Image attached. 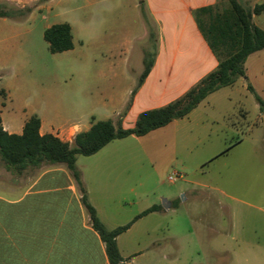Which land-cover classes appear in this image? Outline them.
Masks as SVG:
<instances>
[{"label":"rangeland","instance_id":"rangeland-1","mask_svg":"<svg viewBox=\"0 0 264 264\" xmlns=\"http://www.w3.org/2000/svg\"><path fill=\"white\" fill-rule=\"evenodd\" d=\"M60 2L0 3L26 11L20 20L32 26L29 34H22L15 67L0 73V104L7 98L2 94L6 88L13 93L17 111L42 117L58 114L65 120L94 111L98 118H106L101 108L109 81L108 73L94 62L97 42L82 46L76 32L74 51L53 54L44 39L47 26L89 17V11L76 12L82 3L59 6ZM241 2L250 8L264 3ZM226 5L221 0L220 7ZM253 21L264 29V13ZM138 64L134 56L135 70ZM246 67V79L215 93L194 116L143 138L117 141L107 155L78 157V166L91 173L90 162L99 159L98 179L117 183L109 198L93 195L109 207L112 226L129 224L152 206H162L163 200L175 205L165 212L162 223L146 218L136 231L122 236L124 264H233L238 258L264 255V112L248 89L252 86L264 100V50L251 55ZM8 112L11 108L3 113L6 124ZM189 134L197 139L187 145ZM175 174L179 178L172 183L169 178ZM0 178V195L11 196L14 179L1 160ZM90 182L97 191L98 184ZM151 240H159L157 247L150 246Z\"/></svg>","mask_w":264,"mask_h":264},{"label":"crops","instance_id":"crops-1","mask_svg":"<svg viewBox=\"0 0 264 264\" xmlns=\"http://www.w3.org/2000/svg\"><path fill=\"white\" fill-rule=\"evenodd\" d=\"M16 1L0 0V3L13 4ZM65 2L82 3L76 12L89 11L88 18L82 20L78 16L66 23L71 26L74 37L75 48L72 51L76 49V32L82 46L98 44V58L94 62L102 73H108L109 89L104 99L106 103L101 108L108 116L101 119L91 111L65 120L58 114L42 117L28 110L17 111L13 108L12 91L3 88L7 98L0 104V117L9 134L21 135L33 115H38L41 120V135L51 134L70 144L78 134L91 129L93 119L115 122L120 119L124 129H131L143 112L162 108L180 99L219 66L218 59L200 31L196 12L220 6L221 0H61L59 6ZM31 28L30 23L20 19L0 18V73L15 67L14 56L21 52L22 34H29ZM134 56L136 64L139 63L137 70L132 66ZM146 61L153 62L152 70L133 95ZM246 71L248 74L247 67ZM204 102L184 119L194 116ZM7 108H11V112L6 115V124L3 113ZM186 136L187 145L196 142V137L190 138L193 134ZM117 141L88 158L107 155L109 151L106 150ZM78 163L79 158L77 168L82 175L88 200L97 210L100 220L110 230L119 227L109 224L112 218L109 207L99 204L93 197L95 193L104 198L114 194L115 179H98L99 159L90 162L94 169L92 173L90 169H81ZM2 164L11 173L14 186L11 196L0 195V264H110L106 246L91 224L81 200L82 193L66 165L43 164L18 173L9 171ZM23 179L28 180L24 182ZM90 179L98 184L97 191L90 184ZM18 181L23 183L20 187L17 186ZM200 186L207 189L206 184ZM173 205L171 203L169 210L175 208ZM166 211L162 207L137 220L126 233L136 231L138 224L146 218H151L157 225L162 223ZM126 233L118 238L124 262L121 238ZM158 242L151 240L150 246L157 247ZM254 246L262 249L258 244ZM261 254L246 256L242 261L238 258L236 263L264 264V255Z\"/></svg>","mask_w":264,"mask_h":264},{"label":"trees","instance_id":"trees-1","mask_svg":"<svg viewBox=\"0 0 264 264\" xmlns=\"http://www.w3.org/2000/svg\"><path fill=\"white\" fill-rule=\"evenodd\" d=\"M226 1L227 5L224 8L213 6L196 12L200 31L219 61L218 68L180 99L162 108L143 112L133 128L124 129L120 119L117 122L111 119L100 121L93 119L91 129L78 134L70 144L51 134L41 135V120L38 115H33L26 122L21 135L9 134L4 129L0 117V159L6 168L9 171L23 173L30 167H40L43 164L66 165L82 193L81 200L90 216L91 224L106 246L110 264L124 262L118 246L119 236L130 230L137 220L161 210L162 206L155 205L129 224L108 229L88 200L82 175L77 168L78 157H91L114 141L131 136L143 138L165 128L174 121L190 115L210 95L234 86L242 78H247L246 63L249 57L264 50V29L256 26L253 21L254 16L264 13V4L250 8L241 0ZM25 12L23 9H10L6 4H0V18L20 19L26 15ZM28 12L31 10L28 9ZM44 39L53 54H62L75 48L72 28L68 23L55 24L47 28ZM152 67L153 62L146 61L144 72L138 79L133 95L144 84ZM248 89L256 96L261 111L264 112V100L257 95L252 86Z\"/></svg>","mask_w":264,"mask_h":264},{"label":"water","instance_id":"water-1","mask_svg":"<svg viewBox=\"0 0 264 264\" xmlns=\"http://www.w3.org/2000/svg\"><path fill=\"white\" fill-rule=\"evenodd\" d=\"M163 208L166 210H169L171 208V203L168 202L167 200H163Z\"/></svg>","mask_w":264,"mask_h":264},{"label":"built area","instance_id":"built-area-1","mask_svg":"<svg viewBox=\"0 0 264 264\" xmlns=\"http://www.w3.org/2000/svg\"><path fill=\"white\" fill-rule=\"evenodd\" d=\"M178 178H179V176L177 174H175L169 178V181L172 183H175V182H177Z\"/></svg>","mask_w":264,"mask_h":264}]
</instances>
